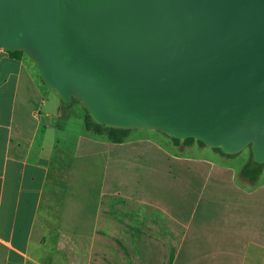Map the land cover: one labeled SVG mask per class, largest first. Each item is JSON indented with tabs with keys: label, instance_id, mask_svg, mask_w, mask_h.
I'll list each match as a JSON object with an SVG mask.
<instances>
[{
	"label": "crops",
	"instance_id": "1",
	"mask_svg": "<svg viewBox=\"0 0 264 264\" xmlns=\"http://www.w3.org/2000/svg\"><path fill=\"white\" fill-rule=\"evenodd\" d=\"M65 109L31 58L0 47V264H264L248 158L237 171L234 154L155 129L115 143ZM194 221L202 249L180 263Z\"/></svg>",
	"mask_w": 264,
	"mask_h": 264
},
{
	"label": "water",
	"instance_id": "2",
	"mask_svg": "<svg viewBox=\"0 0 264 264\" xmlns=\"http://www.w3.org/2000/svg\"><path fill=\"white\" fill-rule=\"evenodd\" d=\"M0 47L98 124L264 164V0H0Z\"/></svg>",
	"mask_w": 264,
	"mask_h": 264
},
{
	"label": "rangeland",
	"instance_id": "3",
	"mask_svg": "<svg viewBox=\"0 0 264 264\" xmlns=\"http://www.w3.org/2000/svg\"><path fill=\"white\" fill-rule=\"evenodd\" d=\"M65 111L67 114L70 115V123L68 124L69 127L73 128L75 131L80 130L84 131V124H83V116L85 115V108L82 106V104L77 99H72L69 103H66V109ZM152 130V129H151ZM132 132L134 134H140V135H147L150 134L151 131L149 129H133ZM159 134L162 131H157ZM233 156V164L237 171L242 167L243 163L247 160V158H250V148L246 147L243 150L234 153ZM263 172L260 173L256 179L257 183H264V167ZM199 218V214H198ZM197 221V219H196ZM191 229L188 235L186 247L184 251L181 254L180 263H183L189 254H196L198 252H201V249L199 246L203 245L201 244V238L196 235V231H201L202 233L207 232V230L204 229L205 225L203 222L196 223L195 221L191 224ZM205 230V231H204Z\"/></svg>",
	"mask_w": 264,
	"mask_h": 264
},
{
	"label": "trees",
	"instance_id": "4",
	"mask_svg": "<svg viewBox=\"0 0 264 264\" xmlns=\"http://www.w3.org/2000/svg\"><path fill=\"white\" fill-rule=\"evenodd\" d=\"M17 53H23L21 50L19 51H14ZM83 123H84V127L86 130L92 131L93 133L97 134V135H103L105 136L108 140L118 143V142H122L126 139L127 134L129 129H123V128H114V127H107L101 124H98L97 122H95L92 117L89 115V113L86 111L85 109V115L83 116ZM171 139L174 142H179L180 140L177 138H173L171 137ZM195 139L189 137L186 138L184 140H182L183 143H187V142H192ZM198 143L204 145L201 141L196 140ZM250 148V146H248ZM214 150L219 151L222 154L225 155H232V154H227L221 151L220 148H214ZM264 167V164L261 163H256L253 158H252V153L250 150V158L248 160V162L244 165V167L241 170V175L243 177H249L250 180L254 181L258 175L261 173L262 168Z\"/></svg>",
	"mask_w": 264,
	"mask_h": 264
}]
</instances>
